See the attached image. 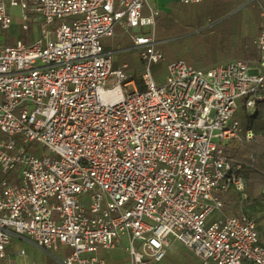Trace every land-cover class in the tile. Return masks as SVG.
I'll return each instance as SVG.
<instances>
[{
    "label": "built area",
    "instance_id": "1",
    "mask_svg": "<svg viewBox=\"0 0 264 264\" xmlns=\"http://www.w3.org/2000/svg\"><path fill=\"white\" fill-rule=\"evenodd\" d=\"M146 5L0 0L1 33L16 7L23 29L39 28L30 44L0 39V264H39L16 238L57 264H109L113 249L127 264H157L176 242L199 264H264L257 218L243 208L257 155L234 154L264 138L237 117L264 102V28L253 60H178L156 81L160 10ZM117 25L134 31L143 89L104 49Z\"/></svg>",
    "mask_w": 264,
    "mask_h": 264
},
{
    "label": "rangeland",
    "instance_id": "2",
    "mask_svg": "<svg viewBox=\"0 0 264 264\" xmlns=\"http://www.w3.org/2000/svg\"><path fill=\"white\" fill-rule=\"evenodd\" d=\"M227 1L230 2L233 9L218 19L213 18V15L209 13L212 6L210 0L197 4H182L177 1L172 10L168 9L167 5L162 6L160 20L155 26V36L164 59L150 65L151 75L156 81L164 78L168 74L169 64L178 60H184L198 68H209L219 63L244 57L239 51L244 50L246 39L249 38L251 45L252 39L264 28V0ZM149 2L152 3L151 0ZM162 2L159 0L160 5L163 4ZM166 13H171L172 22L165 26L161 23ZM12 14L16 32L7 30L4 34L15 40L22 32L20 8H12ZM161 26L164 27V30L161 29ZM33 30L35 39L39 34L37 24L34 25ZM143 32L147 33L145 30ZM113 48H118L114 54L113 68L116 69L127 62L130 64V68L127 70L133 74V78L137 80L142 77L146 68L140 58V50L130 37V33L116 31L111 44L106 45V50ZM121 49L122 52L119 51ZM258 109L260 118H264V102L259 105ZM247 113L248 111H242L239 113V117ZM256 124L262 125L259 120ZM237 207L233 204L231 209L238 210ZM243 208L255 217H264V199L256 197V195H253ZM262 225H264V221H262ZM15 241L22 243L25 247L28 260L36 259L39 264H57L50 253L36 247L28 240L16 238ZM118 252L116 249L106 251V256L110 258V264H125L127 262V259L118 255Z\"/></svg>",
    "mask_w": 264,
    "mask_h": 264
},
{
    "label": "trees",
    "instance_id": "3",
    "mask_svg": "<svg viewBox=\"0 0 264 264\" xmlns=\"http://www.w3.org/2000/svg\"><path fill=\"white\" fill-rule=\"evenodd\" d=\"M212 6L209 9V13L213 15V18L218 19L222 16L227 15L233 8L230 3L224 2L223 0H210ZM171 13H166L165 18L163 19V22L161 24L163 25H169L172 22V19L170 17ZM159 15L156 19V22L160 20ZM34 25L33 23L30 24L28 29H22V32L20 33L19 37L22 39L25 43L30 44L33 41V36H34ZM120 26V25H117ZM116 26V27H117ZM10 30H13L12 32L15 33L16 29L14 31V26L10 28ZM5 31L2 33L4 40L2 41L4 44H10L11 42L14 41L13 37H8L5 36ZM249 38L246 39L245 41V46L243 47L244 50L239 51L240 54L244 56V58H247L249 60H253L256 58V49L254 46L249 44ZM225 43V42H224ZM138 86L143 89V82H142V77L137 79ZM242 111H246L244 109H241L237 117H239V113ZM240 121L242 124L252 127L257 134H264V118H260L259 112L252 113V114H243L239 117ZM257 120L262 124L258 126L256 124ZM251 153H255L257 155V163H256V168L252 169L249 172L250 176V195H256L260 198L258 195L260 193V189L262 186H264V139H259L254 142L246 143L245 145H242L240 147H235L234 148V154L237 157H245L246 155H249ZM263 199V198H261ZM253 216V215H252ZM257 218V226H258V232L259 235L262 239H264V225H262V221H264V217H256ZM194 260H198L196 255L194 254ZM192 259H185L182 262H179V259H177V256L174 255V253L169 250L166 254V256L159 261L157 264H196L195 261Z\"/></svg>",
    "mask_w": 264,
    "mask_h": 264
},
{
    "label": "crops",
    "instance_id": "4",
    "mask_svg": "<svg viewBox=\"0 0 264 264\" xmlns=\"http://www.w3.org/2000/svg\"><path fill=\"white\" fill-rule=\"evenodd\" d=\"M152 1V3H153V5H152V3L151 2H149V5H146L145 6V8H144V10L145 9H147L146 10V13L145 14H149L150 13V9H149V6H154V7H157L159 10H160V14L159 15H161V10H162V6H164V5H167L168 6V9H173L172 7H174L175 6V3H177V1L179 2V3H182L183 4V2H181L180 0H162L163 2V4L162 5H160V3H159V0H151ZM224 2H227V3H230V2H228L227 0L225 1V0H223ZM158 15V16H159ZM157 16V17H158ZM157 17H156V19H157ZM157 23V22H156ZM161 29L162 30H164V27L163 26H161ZM119 32V31H124L125 33H130V37H131V35L134 33V31L131 29V30H129V31H126V30H124L121 26H117L116 27V29H115V32ZM3 33V32H2ZM1 33V31H0V39H1V41H3L4 40V38H3V34ZM112 37L113 36H111V37H107V39H105V40H108V41H105L104 39H103V46H104V49L106 50V45H110L111 44V40H112ZM106 43V44H105ZM118 48H113L112 50H107V51H109V52H112L113 53V66H114V54L116 53V50H117ZM139 49V48H138ZM140 50V49H139ZM119 51H121L122 52V49L121 50H119ZM126 51V50H125ZM128 66H127V69H129L130 68V64H128L127 62H125ZM124 64V63H123ZM122 64V65H123ZM220 64V63H219ZM217 65V64H216ZM121 67V66H120ZM120 67H118V68H120ZM118 68H116V69H118ZM128 71V70H127ZM130 74H132L130 71H128ZM133 75V74H132ZM260 139H262V138H260ZM264 139V138H263ZM250 174H248V180H249V192H250V176H249ZM263 187V186H262ZM261 187V188H262ZM260 191H261V189H260ZM260 194V193H259ZM258 194V195H259ZM251 196V195H250ZM252 197V196H251ZM260 198H262V197H260ZM235 199L237 200V197H235ZM237 206V205H236ZM237 209H238V207H237ZM236 211V210H235ZM116 250H118L119 252H118V255L120 254L121 255V257L123 258H125V256L122 254V251L121 250H119V249H116ZM173 253H174V255L175 256H177V259H179V262H182L183 260H185V259H192V260H194L193 258H194V253L191 251V250H189L188 248H186L185 246H183L181 243H178V242H176V243H174L173 244V246H172V248L170 249ZM195 261V263L196 264H199L200 262H199V260H194ZM108 262H109V264H110V258H108ZM125 264H127V262H125Z\"/></svg>",
    "mask_w": 264,
    "mask_h": 264
}]
</instances>
